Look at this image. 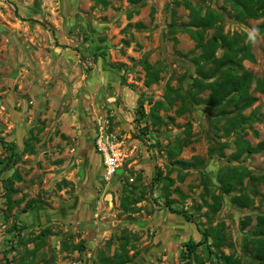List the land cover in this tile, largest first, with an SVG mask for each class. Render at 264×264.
<instances>
[{
	"label": "rangeland",
	"instance_id": "rangeland-1",
	"mask_svg": "<svg viewBox=\"0 0 264 264\" xmlns=\"http://www.w3.org/2000/svg\"><path fill=\"white\" fill-rule=\"evenodd\" d=\"M187 1L201 15L220 13L204 41L238 35L254 54L240 64L264 76V15L239 16L233 0H0V169L9 145L17 153L0 171V264H102L124 233L138 251L125 264H219L209 246L243 264L253 261L251 240L264 215V149L233 154L238 140L264 141V94L253 82L250 106L208 104L209 89L199 90L195 79L214 80L221 70L213 78L197 70L202 49L188 31L196 28L188 25ZM101 132L118 152L110 178ZM228 167L241 176L225 193L218 173ZM16 172L21 179L12 178L9 200L7 180ZM243 192L249 205L232 201ZM126 193L140 197L130 203L138 212L121 206ZM213 194L221 195L215 214ZM32 198L38 201L26 206ZM14 219L23 225L21 236L12 230ZM196 223L222 224L232 245L216 249L209 236L185 255L186 241L202 239ZM46 227L51 232L43 236ZM81 242L84 249H74Z\"/></svg>",
	"mask_w": 264,
	"mask_h": 264
},
{
	"label": "trees",
	"instance_id": "trees-1",
	"mask_svg": "<svg viewBox=\"0 0 264 264\" xmlns=\"http://www.w3.org/2000/svg\"><path fill=\"white\" fill-rule=\"evenodd\" d=\"M96 3L107 4V0H94ZM233 8L237 10V14L242 17H253L258 18L264 15V0H233ZM186 6L190 7L192 10L193 18L189 22V26H194L196 29L191 27L188 28L191 36L197 41V46L201 47L202 53L200 60H196L198 63V72L202 77L213 78L217 72L220 70L219 77L210 80L207 82L200 81L195 79V86L199 90L205 88L209 89L208 98L206 99L210 106H221L225 102H231L235 107H246L250 106L255 100L256 97L252 96L249 93L251 85L255 82V88L264 94V76L255 77L253 73L249 70H246L240 64V59H249L254 60V54L251 52L248 45L241 42V38L238 35H229V34H213L210 38L204 41V33L207 29L211 28L213 24L220 18V13L215 9H210L206 14L201 15V9L193 7L189 1L186 2ZM222 48L223 52L221 55L216 54V50ZM211 62L212 67L209 70L203 69L205 63ZM234 66H238L241 71H237ZM225 67V68H224ZM224 68V69H221ZM147 74L152 76L153 72L150 67H147ZM139 116H144V110L140 106L138 108ZM154 122H160L161 117L158 113L152 114ZM139 118L137 119V121ZM140 132L142 134H147V129L140 127ZM238 142V151L233 154L234 158H239L241 154H252L257 153L264 149V141L258 142L256 145L250 143H244L240 140ZM10 147V156L7 162L1 167L0 171L7 169L10 162L16 161L17 153L14 150L12 145ZM197 163L201 161L196 160ZM2 162V161H0ZM178 164L183 167H188L193 164V162H187L178 160ZM246 173V172H245ZM241 174L238 168L228 167V170L224 171L223 168L218 173V181L220 190L225 193H230L234 190L235 184L238 182ZM12 178L18 180L21 179V176L16 172L12 177L8 178L6 188L9 191V200H11V194L16 192L13 188ZM170 183L173 182L172 179H169ZM239 183H242V178L239 180ZM221 196V195H220ZM219 195H212L213 202L210 203V208L213 214L218 212L221 207V201ZM140 200V197L134 198L131 194L126 193L121 200V206L129 214L139 211V207L130 205V203H137ZM35 198L30 199L26 206L33 207ZM232 201L239 205H249L251 199L246 192L234 194L232 196ZM172 212L183 215L186 220L193 221L190 217L184 212L177 208H172L170 205H166ZM244 221L243 225H247L249 220ZM196 223V226L199 232L202 234V239L199 241L188 240L184 243V246L187 250L185 255L190 253H195L196 249L206 242L209 236L213 237L212 245L216 249H220L226 245H232L226 241L225 234L223 233V225L219 224L216 227H209L208 229H202L200 225ZM257 228L255 230L256 234L259 237L251 240L250 250L252 251L253 261L249 264H264V215H259L257 217ZM23 225H20L15 219L12 224V230L15 231V236H21V229ZM51 228L46 227L41 231L43 236L50 234ZM119 249L116 250L111 257L104 256L102 259V264H125L130 262L135 255H137V249L130 241V235L128 233L122 234L120 237ZM131 244V245H130ZM130 245V246H129ZM85 244L83 242L75 244L74 249L82 250L84 249ZM133 249V253L130 255L129 251ZM209 253H214L217 257V262L219 264H243L240 258L235 257L233 254H225L223 252L214 251L209 246ZM187 257V256H186Z\"/></svg>",
	"mask_w": 264,
	"mask_h": 264
},
{
	"label": "built area",
	"instance_id": "built-area-1",
	"mask_svg": "<svg viewBox=\"0 0 264 264\" xmlns=\"http://www.w3.org/2000/svg\"><path fill=\"white\" fill-rule=\"evenodd\" d=\"M99 149L104 155V162L106 165V177L110 178L116 171L118 157H116L114 147V151L112 148V143L109 139V136L105 132L100 133V137L98 139ZM114 146V145H113Z\"/></svg>",
	"mask_w": 264,
	"mask_h": 264
},
{
	"label": "bare ground",
	"instance_id": "bare-ground-1",
	"mask_svg": "<svg viewBox=\"0 0 264 264\" xmlns=\"http://www.w3.org/2000/svg\"><path fill=\"white\" fill-rule=\"evenodd\" d=\"M114 147L116 148V146H113V145H112L113 151H114ZM115 154H116V157H118V152H117V150H115Z\"/></svg>",
	"mask_w": 264,
	"mask_h": 264
}]
</instances>
